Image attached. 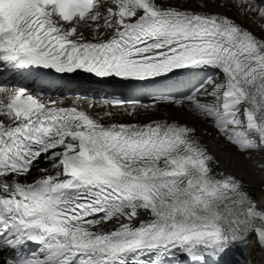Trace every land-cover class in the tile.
I'll list each match as a JSON object with an SVG mask.
<instances>
[{
	"label": "snow or ice",
	"instance_id": "1",
	"mask_svg": "<svg viewBox=\"0 0 264 264\" xmlns=\"http://www.w3.org/2000/svg\"><path fill=\"white\" fill-rule=\"evenodd\" d=\"M192 70L198 86L149 103L48 94L81 74L146 89ZM165 106L264 153V0H0V264L264 261V196L216 171L195 126L154 118Z\"/></svg>",
	"mask_w": 264,
	"mask_h": 264
},
{
	"label": "bare ground",
	"instance_id": "2",
	"mask_svg": "<svg viewBox=\"0 0 264 264\" xmlns=\"http://www.w3.org/2000/svg\"><path fill=\"white\" fill-rule=\"evenodd\" d=\"M172 4H184V0H170ZM191 7L192 4L186 5ZM233 15V13H228ZM254 31H258L254 25H249ZM72 98L64 100L65 103H71ZM92 102H99L101 99H88ZM99 109H97L98 111ZM151 113H141L139 117L140 120H145ZM154 118H164V119H179L181 122L187 123L189 125L195 126L197 129V134L201 137L204 144L208 146L209 151L216 157L217 163L214 165L216 171H222L226 173H231L236 175L238 178L243 180L248 186L252 194L257 196H264V177L261 176L259 170L255 167L253 160L264 162V153L253 156V160L246 159L244 155L237 152L234 147L226 144L221 138L216 134L215 129L210 123L196 119L189 111L179 110L176 107L165 106L161 108L157 113H155ZM129 117L118 114L115 117V121L128 122ZM239 255V254H237ZM251 264H264L261 259V255L258 254L254 247H250L245 253L244 257Z\"/></svg>",
	"mask_w": 264,
	"mask_h": 264
}]
</instances>
